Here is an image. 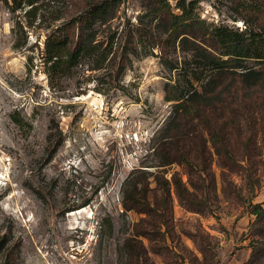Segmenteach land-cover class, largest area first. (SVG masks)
<instances>
[{"label":"rangeland","instance_id":"374dc122","mask_svg":"<svg viewBox=\"0 0 264 264\" xmlns=\"http://www.w3.org/2000/svg\"><path fill=\"white\" fill-rule=\"evenodd\" d=\"M92 1L0 0V264H129V239L141 264H264V86L225 78L211 94L206 73L192 81L213 101L179 119L166 96L191 62L170 30L182 0H115L114 19L81 33ZM184 1L211 29L264 31V0ZM55 36L92 42L53 72ZM176 134L193 166L168 149Z\"/></svg>","mask_w":264,"mask_h":264},{"label":"trees","instance_id":"16d2710c","mask_svg":"<svg viewBox=\"0 0 264 264\" xmlns=\"http://www.w3.org/2000/svg\"><path fill=\"white\" fill-rule=\"evenodd\" d=\"M2 1L6 5H9L10 2L15 5L27 3L31 6V10L35 9V4L38 2V0H23V2H19L18 0ZM159 3L166 2L165 0H159ZM117 6L118 2L115 0H93L87 7V10L78 18L80 32L84 33L87 30H93L97 24L103 25L114 19ZM166 6L169 7L167 3ZM178 8L181 10V14L170 12L171 35H177V38L183 36L180 45L183 49L191 52V62L187 67L181 69V74L187 78L186 87L180 88L176 86L173 91L167 92L166 99L167 101L179 102L176 110L181 109L183 111V114L180 113V117L177 116L179 119L183 115L188 116L191 114L193 109L198 115L201 109H206V107L210 106L208 104L213 101V98L210 97V93L207 91V87L200 93L194 87V82L192 81V79L196 82L201 81L202 76L206 73L210 74L209 90L211 94H214L218 86L221 85L219 81L225 78L238 82L244 88L251 89L264 86V31L257 33L256 30L247 28L246 31L240 32L226 27L211 29L205 22L193 18L194 10L188 9L184 0L178 3ZM193 29L201 30V32L199 34L194 33ZM91 42L89 40L88 42L80 41L78 46L72 49L68 48V42L58 36L47 38L45 43V61L47 64H50V71L56 72L65 67L70 69V66L77 64L79 58L88 51V44H91ZM211 42L216 45L214 51L210 50L209 44ZM251 60L260 65L259 69L245 65V62ZM192 63L195 65V70H199L200 72L191 71L190 65ZM238 69H241V72L235 71ZM221 94L222 92H218L216 96ZM178 112L176 111V115H178ZM182 136L184 134H176L173 137L176 145L169 143L167 147H169V150H172L171 154L175 160L193 166L186 146L182 147L180 145ZM217 141L219 142L218 139ZM137 204L141 203L137 202ZM142 206V213H146L151 218H164L163 215H158L148 205L146 207ZM253 212L257 216V223H259L258 231L260 234H263L261 236L262 240H264V209L256 205ZM152 230L154 232L155 229ZM133 240L135 241V239H129L125 242L129 264H141V261H144L145 257L142 255L141 249L133 243ZM9 258L8 256L7 263L10 261ZM255 262L253 258L250 260L251 264Z\"/></svg>","mask_w":264,"mask_h":264},{"label":"built area","instance_id":"2783aa9c","mask_svg":"<svg viewBox=\"0 0 264 264\" xmlns=\"http://www.w3.org/2000/svg\"><path fill=\"white\" fill-rule=\"evenodd\" d=\"M95 108H98V106L96 105ZM116 128L120 129L121 127H120V125H117ZM121 131H120V134H122L121 137H123L125 139H128L129 138V136H128L129 133H125L122 129H121ZM131 139L134 140V141H138V137H136V135L133 136V138H131Z\"/></svg>","mask_w":264,"mask_h":264}]
</instances>
